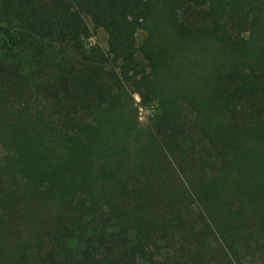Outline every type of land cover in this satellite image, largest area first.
<instances>
[{
    "label": "trees",
    "instance_id": "obj_1",
    "mask_svg": "<svg viewBox=\"0 0 264 264\" xmlns=\"http://www.w3.org/2000/svg\"><path fill=\"white\" fill-rule=\"evenodd\" d=\"M0 264H264V0H0Z\"/></svg>",
    "mask_w": 264,
    "mask_h": 264
},
{
    "label": "rangeland",
    "instance_id": "obj_2",
    "mask_svg": "<svg viewBox=\"0 0 264 264\" xmlns=\"http://www.w3.org/2000/svg\"><path fill=\"white\" fill-rule=\"evenodd\" d=\"M91 31V38L87 41L90 45L97 44L103 50L107 51V35L102 29H93L92 25L89 24ZM145 37L143 31H137L136 33V45L138 48L140 43ZM138 56V55H137ZM139 57V56H138ZM134 106L138 110V122L141 126L145 127L151 123V119L157 113L158 105L155 103H142L138 95H134Z\"/></svg>",
    "mask_w": 264,
    "mask_h": 264
}]
</instances>
